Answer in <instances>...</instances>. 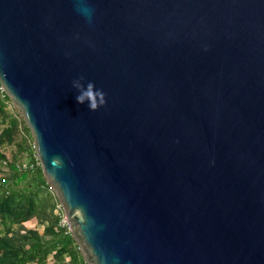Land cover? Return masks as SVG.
I'll use <instances>...</instances> for the list:
<instances>
[{
  "label": "water",
  "instance_id": "1",
  "mask_svg": "<svg viewBox=\"0 0 264 264\" xmlns=\"http://www.w3.org/2000/svg\"><path fill=\"white\" fill-rule=\"evenodd\" d=\"M0 85L85 263L264 264V0H0Z\"/></svg>",
  "mask_w": 264,
  "mask_h": 264
},
{
  "label": "rangeland",
  "instance_id": "2",
  "mask_svg": "<svg viewBox=\"0 0 264 264\" xmlns=\"http://www.w3.org/2000/svg\"><path fill=\"white\" fill-rule=\"evenodd\" d=\"M4 114L9 118H15L17 120V126L13 130L12 142L7 139H0V152L4 154L8 163H28L32 161L31 150L34 146L33 139L30 133L25 128L23 119L18 115L12 102L7 104L4 110ZM3 113L0 112V117ZM7 125H3L2 128H6ZM18 174L9 169V166H4L2 161L0 162V179L6 180L9 185V192H17L18 195H14L11 199L13 210L15 213L21 214L25 212V200L22 198V194L28 192V188L33 189L30 185L33 184V176H29L27 181L17 183L16 177ZM7 193V192H6ZM5 191H0V203L5 198ZM7 193V194H8ZM37 200L39 209V217L33 218L26 222H14L10 224L0 225V264H13L19 257V253L27 251L32 242L29 232L38 234L43 241H50L53 238L52 234H46V229L50 226L56 228L58 223L54 221V211H52V205L55 202V195L50 189H42L37 196H34ZM19 219V217H17ZM28 239H27V238ZM59 254L54 252L48 259V264H59L57 258ZM33 264V263H29ZM62 264H72L69 260H65Z\"/></svg>",
  "mask_w": 264,
  "mask_h": 264
},
{
  "label": "trees",
  "instance_id": "3",
  "mask_svg": "<svg viewBox=\"0 0 264 264\" xmlns=\"http://www.w3.org/2000/svg\"><path fill=\"white\" fill-rule=\"evenodd\" d=\"M11 102L10 99L3 93L0 92V112L3 113V116L0 117V139H7L12 142L13 130L17 126V120L15 118H9L7 120V116L4 114V110L7 107V104ZM7 125L6 128H2L3 125ZM26 130L29 132L28 128L25 125ZM30 133V132H29ZM31 135V134H30ZM32 161L37 158L34 146L31 150ZM7 160L3 153L0 152V162ZM16 163L10 164L9 169L16 172L18 176L15 178L17 183H21L23 181H27L29 176H33V184L28 188V192L22 194V198L25 200V212L15 213L13 210V205L11 203V199L14 195H18L17 192H13V194L8 193L9 185L6 180L0 179V191H5V198L0 203V225L1 224H10L15 221L18 223L29 221L33 218H38L39 213V205L34 196H37L42 189H50L45 177L43 175V171L41 166L37 168L33 172L20 173L16 170ZM57 199H55L54 204L52 205V211H54ZM56 216V215H55ZM19 217V219H17ZM59 218L54 217L55 223H58ZM31 237L35 239H31L32 242L30 248L27 251H22L19 253V257L13 264H48V259L51 254L54 252L58 253L59 256L57 258L59 264H62L66 260V256L71 258L72 264H80L83 262L80 250L73 240L72 234H59L55 232L54 226H50L46 229V234H52L53 238L50 241H43L42 238L35 234L34 232H29ZM27 238V237H26ZM28 239V238H27Z\"/></svg>",
  "mask_w": 264,
  "mask_h": 264
},
{
  "label": "clouds",
  "instance_id": "4",
  "mask_svg": "<svg viewBox=\"0 0 264 264\" xmlns=\"http://www.w3.org/2000/svg\"><path fill=\"white\" fill-rule=\"evenodd\" d=\"M72 87L78 92L76 100L79 104L87 102L90 111L95 112L101 107L106 106V95L101 89H96L93 82L85 84L84 77L72 81Z\"/></svg>",
  "mask_w": 264,
  "mask_h": 264
},
{
  "label": "built area",
  "instance_id": "5",
  "mask_svg": "<svg viewBox=\"0 0 264 264\" xmlns=\"http://www.w3.org/2000/svg\"><path fill=\"white\" fill-rule=\"evenodd\" d=\"M0 92L5 94L1 85H0ZM7 160L5 161H2L3 165L4 166H8L9 163L7 162ZM16 166V170L20 173H28V172H33L35 171L37 168H39L41 166V163L39 161L38 158H36L34 161H30L28 163H16L15 164ZM54 214L59 218L58 220V224L55 228V232L56 233H61V234H65V235H68L71 233V227H70V224L68 222V219L64 213V210L62 208V206L60 205L59 202H57L56 204V207L54 209ZM80 264H87L85 263L84 261L81 262Z\"/></svg>",
  "mask_w": 264,
  "mask_h": 264
},
{
  "label": "crops",
  "instance_id": "6",
  "mask_svg": "<svg viewBox=\"0 0 264 264\" xmlns=\"http://www.w3.org/2000/svg\"><path fill=\"white\" fill-rule=\"evenodd\" d=\"M66 260H69V262L71 261V258L68 256H66Z\"/></svg>",
  "mask_w": 264,
  "mask_h": 264
}]
</instances>
